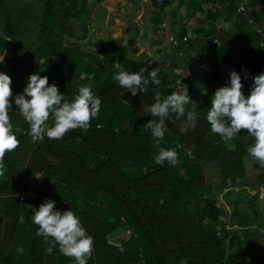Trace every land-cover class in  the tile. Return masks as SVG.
Masks as SVG:
<instances>
[{
  "label": "trees",
  "instance_id": "16d2710c",
  "mask_svg": "<svg viewBox=\"0 0 264 264\" xmlns=\"http://www.w3.org/2000/svg\"><path fill=\"white\" fill-rule=\"evenodd\" d=\"M36 1L42 2L39 17L23 11L13 15L11 0H0V55L4 50L10 54L0 60V72L12 80L10 116L20 141L16 150L6 154L0 169V214L11 222V245L0 252V264H75L58 246L47 255L49 245L37 235L33 216L47 199L55 201L61 212L71 208L94 237L88 264H229L232 243L243 233L235 236L225 224L220 231L216 229L223 210L205 190L201 163L204 158H213L211 128L204 112L196 114L198 100L202 111L211 105L213 88L203 102L195 80L183 79L167 64L161 67L159 83H149L145 94L138 91L133 96L114 77L120 71H139L142 59L128 56L114 39L100 47L88 46L89 51L77 44L87 38L92 4L104 0ZM83 17L86 32L71 39L70 57L64 62L61 55L67 46L60 32L69 20ZM32 28V41L24 43L23 31ZM183 33L188 35L189 30L183 29ZM197 41L186 42V46L198 50ZM40 62L49 84L58 86L65 99L72 100L84 83L101 99L100 112L87 131L76 129L59 140L45 137L42 142H32L29 125L14 101L29 76L37 73ZM167 75L171 76L169 82ZM78 78L81 82L75 81ZM186 88L191 98L186 110L197 116L195 129L182 133L184 118L173 116L166 122L164 139L157 142L143 126L152 119L148 107L157 96L166 97L180 89L185 92ZM178 144L183 147L177 149L176 166L167 161L156 164L161 147ZM193 145L194 159L186 154ZM221 154L217 147L216 155ZM27 190L32 194L19 199L18 194ZM234 206H238L237 199ZM120 235L125 237L117 238ZM116 240L119 246L114 244Z\"/></svg>",
  "mask_w": 264,
  "mask_h": 264
},
{
  "label": "crops",
  "instance_id": "0c3cea01",
  "mask_svg": "<svg viewBox=\"0 0 264 264\" xmlns=\"http://www.w3.org/2000/svg\"><path fill=\"white\" fill-rule=\"evenodd\" d=\"M115 2L119 6L115 14L117 22L114 24V33L109 35L107 31V40L114 39L117 43L124 41L125 45H121L126 54L134 59H142L145 68L158 67L161 72V67L168 64L183 79H194L200 87L198 96L203 102L210 88L214 90L212 98L218 88L229 83L233 70L242 78L245 96L250 94L253 77L264 73V0ZM239 5L244 6L243 12L237 11ZM183 29L195 30L196 34L182 42V37L188 36L183 33ZM92 33L90 28L86 32L87 38H91ZM170 36L176 37L179 43L172 44ZM194 39L198 40V50L186 46V42ZM4 53L7 55L8 51L4 50ZM169 78L171 76L167 75V82ZM179 92L182 93V89ZM199 105L198 100L197 116L203 112L207 116L210 106L207 104L208 108L202 111ZM210 134L213 158H204L201 163L205 190H209L214 205L223 210L219 216L220 225L216 226L225 224L235 236L243 233L240 240L235 239L232 243L229 250L231 260L228 262L264 264V168L254 162L247 152L248 147L254 144V138L245 130H241L229 142L212 131ZM217 147H220V156L216 155ZM225 151L231 155L225 157ZM210 173L211 180L208 179ZM25 192L32 194L29 190ZM236 199L237 208L234 206ZM233 212L236 214L231 216ZM0 218L3 222L7 221L3 214H0ZM120 236L118 238L125 237Z\"/></svg>",
  "mask_w": 264,
  "mask_h": 264
},
{
  "label": "clouds",
  "instance_id": "9594fccd",
  "mask_svg": "<svg viewBox=\"0 0 264 264\" xmlns=\"http://www.w3.org/2000/svg\"><path fill=\"white\" fill-rule=\"evenodd\" d=\"M193 34L189 31L188 39ZM148 76L145 78L144 73ZM159 68L149 70L141 67L137 72L120 71L114 79L119 86L127 89L133 96L138 91L147 92L149 83H159ZM250 94L245 96L241 76L230 72L229 83L218 88L211 98L210 109L206 120L211 131L225 142L231 141L241 130H245L254 138V144L248 147V155L264 168V73L253 77ZM11 77L0 72V169L4 167L7 153L16 150L20 141L13 132L10 114L13 112ZM191 98L187 88L183 93L172 92L166 97L157 96L155 102L148 107L147 113L152 119L143 125L151 131L157 142L162 141L167 131V121L175 116L184 118L181 132L194 130L197 116L186 110ZM15 105L29 125L32 142L48 139H62L69 131L81 129L87 131L93 118L100 112L101 99L93 94L90 86H81L72 100L65 99L58 86L50 85L47 76L33 73L29 76L23 92L16 95ZM52 126H48L49 119ZM174 148L159 149L155 158L158 165L167 161L171 166L179 163V152ZM195 145L187 149V156L194 157ZM3 172L0 171V175ZM33 223L38 226L37 235L41 236L49 246L47 255H52L58 246L60 253L73 258L75 264H88L94 250V237L87 233L79 216L70 208L61 212L55 201L47 199L33 216Z\"/></svg>",
  "mask_w": 264,
  "mask_h": 264
},
{
  "label": "rangeland",
  "instance_id": "374dc122",
  "mask_svg": "<svg viewBox=\"0 0 264 264\" xmlns=\"http://www.w3.org/2000/svg\"><path fill=\"white\" fill-rule=\"evenodd\" d=\"M12 4V14L13 15H19L20 12H25L27 16L31 17H39L41 15V8H42V2L36 1V0H11ZM119 6L115 0H106L102 2L101 4H94L91 7V11L89 13V18L91 21H93L90 25V28L92 29L93 33L91 34V38H86L85 40H78L77 44L80 45L81 49H88V46L90 47H100L101 45H105V42L107 41L108 34L111 35L114 33V24L117 22V19L115 17V14L118 10ZM85 14L83 13L82 16ZM131 17V15H129ZM83 18H73L68 21V24L63 28V30L60 32V35L65 38L66 43L65 45L67 47L64 48L63 54L61 57L65 60H68L70 57V51L71 46H73V43L71 42V39H75L74 36L76 35H83L86 31L84 30L83 24L87 23V20H84ZM130 24V20L128 22ZM134 22L131 20V24ZM89 28V30H90ZM108 31V34H107ZM109 31H111L109 33ZM88 32V30H87ZM23 36L25 38L23 39L24 43H30L34 36V28L31 30L25 29L23 31ZM126 41V40H125ZM124 41H120L119 43L122 45ZM117 43V42H116ZM133 50V49H130ZM106 51V50H105ZM131 53V52H130ZM10 54L7 53V55L4 53L1 55L0 59H4L5 57H8ZM58 62L61 64L60 57H58ZM45 66L44 63L40 62L38 64V71L41 76H46L45 73ZM85 82H87L85 78H82ZM76 79L75 81H78ZM81 82V79L79 80ZM81 84V83H80ZM86 84L84 83V86ZM192 105L195 108V103H192ZM49 123H52V120L49 121ZM183 173L187 174V169L183 170ZM208 179L211 180V173L208 175ZM208 185V184H207ZM211 185V184H209ZM223 220L222 218L220 219ZM220 225V224H219ZM10 232H11V222L9 220H3L0 218V252H5L7 250V245H11L10 241ZM118 238V237H117ZM116 246H119V240H116L114 242Z\"/></svg>",
  "mask_w": 264,
  "mask_h": 264
},
{
  "label": "built area",
  "instance_id": "2783aa9c",
  "mask_svg": "<svg viewBox=\"0 0 264 264\" xmlns=\"http://www.w3.org/2000/svg\"><path fill=\"white\" fill-rule=\"evenodd\" d=\"M244 6L243 5H239V7L237 8V11L238 12H243L244 11ZM187 39H185V36H183L182 37V42H185ZM169 41L172 43V44H174V45H176V44H178L179 43V41L177 40V38L176 37H174V36H170L169 37ZM30 195V192H23V193H19L18 194V197H19V199H24V198H26L27 196H29ZM220 226H216V229H217V231H220ZM126 235H129V231L126 233Z\"/></svg>",
  "mask_w": 264,
  "mask_h": 264
}]
</instances>
